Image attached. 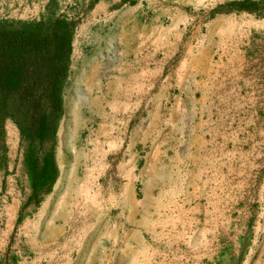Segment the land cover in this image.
Returning <instances> with one entry per match:
<instances>
[{"label":"crops","instance_id":"1","mask_svg":"<svg viewBox=\"0 0 264 264\" xmlns=\"http://www.w3.org/2000/svg\"><path fill=\"white\" fill-rule=\"evenodd\" d=\"M238 2H249L251 9L233 7ZM101 16L108 17L109 29L138 28L131 42L109 44L108 81L99 79L96 95L108 97L110 107L142 114L132 126L142 131L140 141L134 142L142 147L141 166L129 172L126 189L131 199L118 201L114 183L107 223L101 227L99 220L84 236H91L93 247L54 251L51 264H149L147 150L153 144L158 165L171 145L174 159L182 157V147L187 150L186 171L193 179L184 188L187 195L173 201V209L179 211L167 224L187 226L189 241L198 230L209 240L216 226L217 255H189L183 263L213 264L226 255L222 245L229 225L264 224L255 212L260 197L255 201L242 196L264 195V0H99L86 22H97L95 17ZM151 128L158 136L150 142L146 133ZM8 171L0 174L4 193L22 182L29 194L27 178L19 177L11 160ZM60 182L58 178L56 188ZM162 189L156 186L150 192L159 194ZM230 193L235 195L231 206ZM51 204L56 203L48 200L35 218L50 219L46 225L58 233L53 239L60 240L72 216L59 211L61 201L53 212L48 210ZM61 220L63 228L56 225ZM46 257L43 264H48ZM175 257L170 264H182ZM258 259L248 250L243 263Z\"/></svg>","mask_w":264,"mask_h":264},{"label":"rangeland","instance_id":"2","mask_svg":"<svg viewBox=\"0 0 264 264\" xmlns=\"http://www.w3.org/2000/svg\"><path fill=\"white\" fill-rule=\"evenodd\" d=\"M47 1L0 0V20H37L43 13ZM58 5V12L76 23L70 74L64 93L65 114L57 134L56 160L60 171L58 178L61 182L57 188L55 183L52 189L53 197H50L51 192L39 205L32 203L25 207L28 188L26 190L22 182L17 188L12 187V190H8L9 194L4 193V185L0 186V264H43L45 255H48L46 259L48 264H51V253L54 251L76 247L92 248L91 236L86 240L84 236L91 233L92 226H97L99 220L101 227L107 223L104 218L109 212L114 183L117 187L118 201L131 199L132 193L126 189V184L130 181L129 172L134 168H137L138 172L141 166L142 147L134 142L140 141L142 131L132 126L138 125L142 114L110 107L107 103L108 97L96 95L99 79L104 83L108 81L109 44L116 46L120 42L122 44L125 41L131 42L135 34L132 31L138 28L122 31L118 27L109 29L108 17L102 16L95 17L97 22L93 18L86 22V15L92 9L89 0H58ZM100 57L104 59L102 64ZM94 58H97V62H94ZM99 66L102 70L98 73ZM146 136L151 142L156 140L158 132L151 128ZM18 142L16 128L7 122L5 125L7 160L14 162L15 167H18L19 177L22 175L24 178ZM155 148L153 144L147 150L150 170L149 264H170L173 256H176V259L177 256L180 257L182 264L188 260L189 255L196 256L197 259L204 254L209 256L213 254L215 257L220 249V242L213 239L217 232L216 226H213L209 240H205L203 238L205 235L198 230L196 238L189 241L184 233L187 226L167 224L168 217L179 211L173 209V201L187 195L183 192L184 188L193 179L186 171L189 168L187 150L182 147L180 152L182 157L174 159L171 145L168 151H165L168 155L158 165ZM157 168L160 170H156ZM176 170H180V173L174 175ZM156 186H163L161 193L150 192ZM173 187L176 188L172 189ZM234 196L230 193V206L235 204ZM242 196L253 197L255 201L260 197L256 203L260 208L255 209V212L264 219V195L246 193ZM136 199H140L139 192ZM48 200L56 203L50 205L48 209L50 212L55 211L57 203L61 201L59 211L69 212L72 216L65 233H60V240L53 239L58 233L46 225L50 219L45 222L35 218L42 212V207ZM231 212L232 209L230 214ZM18 214L21 215V223L15 228ZM56 225L64 227L62 220ZM224 228L225 226L223 231ZM227 233V243L223 241L222 245L226 255L218 261L214 260L213 264H245L243 260L248 250L259 257L255 263L250 264H264V224L229 225ZM68 238H74V241H67Z\"/></svg>","mask_w":264,"mask_h":264},{"label":"trees","instance_id":"3","mask_svg":"<svg viewBox=\"0 0 264 264\" xmlns=\"http://www.w3.org/2000/svg\"><path fill=\"white\" fill-rule=\"evenodd\" d=\"M93 7L99 0H89ZM249 10V2L233 3ZM48 0L37 20H0V171L8 175L5 125L18 133L29 194L24 207L39 205L59 177L57 134L65 114L76 23ZM4 183H2L3 187ZM21 223V215L15 228Z\"/></svg>","mask_w":264,"mask_h":264}]
</instances>
